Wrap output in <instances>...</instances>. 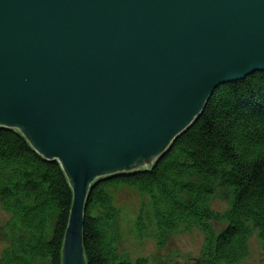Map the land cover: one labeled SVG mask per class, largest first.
<instances>
[{"label": "water", "instance_id": "1", "mask_svg": "<svg viewBox=\"0 0 264 264\" xmlns=\"http://www.w3.org/2000/svg\"><path fill=\"white\" fill-rule=\"evenodd\" d=\"M264 71V0H0V127L58 161L62 264H87L99 180L153 165L214 91Z\"/></svg>", "mask_w": 264, "mask_h": 264}, {"label": "trees", "instance_id": "2", "mask_svg": "<svg viewBox=\"0 0 264 264\" xmlns=\"http://www.w3.org/2000/svg\"><path fill=\"white\" fill-rule=\"evenodd\" d=\"M233 189L231 207L211 206L214 180ZM136 187L150 197L162 239L181 227L205 236L206 264H234L257 230L264 243V71L219 86L202 114L149 168L103 178L84 210L87 264H148L122 254L111 234L117 209L110 189ZM71 180L56 160L37 152L18 129L0 127V205L10 215V247L0 264H62L73 207ZM226 221L219 233L214 224ZM144 224V213L138 227Z\"/></svg>", "mask_w": 264, "mask_h": 264}, {"label": "rangeland", "instance_id": "3", "mask_svg": "<svg viewBox=\"0 0 264 264\" xmlns=\"http://www.w3.org/2000/svg\"><path fill=\"white\" fill-rule=\"evenodd\" d=\"M212 184L215 187L212 208L220 212L229 209L233 201V189L222 185L221 179L214 180ZM110 192L117 209L111 224V234L122 254L132 261L146 258L148 264H206V258L203 257L205 236L200 229L181 227L162 239L150 208L148 194L129 186H115ZM142 212L144 224L139 228L138 220ZM9 220L10 215L0 205V254L4 247L10 245L13 234L8 225ZM225 226V220L214 224L217 233ZM35 264H50V261L37 259ZM234 264H264V243L257 230H253L250 237L248 255Z\"/></svg>", "mask_w": 264, "mask_h": 264}, {"label": "bare ground", "instance_id": "4", "mask_svg": "<svg viewBox=\"0 0 264 264\" xmlns=\"http://www.w3.org/2000/svg\"><path fill=\"white\" fill-rule=\"evenodd\" d=\"M116 186H129V185H116ZM115 187V186H114ZM129 187H133V186H129ZM136 188V187H135ZM150 198V197H149ZM112 199H113V196H112ZM149 201H150V199H149ZM113 202H114V199H113ZM228 210V209H227ZM227 210H225V211H227ZM225 211H223V212H225ZM10 246L9 245H7L6 247H4V249L1 251V254H0V256L3 254V252H5L8 248H9Z\"/></svg>", "mask_w": 264, "mask_h": 264}]
</instances>
